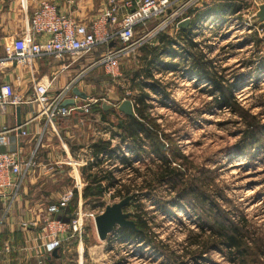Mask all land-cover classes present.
Returning <instances> with one entry per match:
<instances>
[{
    "label": "rangeland",
    "instance_id": "obj_1",
    "mask_svg": "<svg viewBox=\"0 0 264 264\" xmlns=\"http://www.w3.org/2000/svg\"><path fill=\"white\" fill-rule=\"evenodd\" d=\"M215 1L208 0L209 5H214ZM222 1L249 3L244 11V20L260 27L245 28L253 31L264 27V22L259 16L264 4L255 5L254 0ZM100 2L103 1H95V4L98 5ZM97 16L98 14L94 18ZM242 28L244 29V27H237L229 33L223 31V28L218 30L216 37L212 35L211 39L206 41L207 45L209 42L212 45L205 49L207 53L201 52L199 55L204 62L212 63L213 73L223 76L226 83L232 85L237 99L252 114L259 116L261 125H264V31L257 34L260 40L257 46L253 38L255 32L250 33L249 30H245L242 33ZM143 31L145 30L140 32ZM169 31L173 34V29ZM203 34L209 36L208 32ZM261 42H263L262 46ZM156 44L157 41H154L148 45ZM140 49L120 61L121 75L119 77L114 78L108 75L105 68H99L87 74V78L102 84V90L97 92V96L103 103H115L118 109L120 102L125 99L131 100V96H134L126 72L141 67ZM103 51L104 49H99L83 58L84 66L93 63ZM208 57H212L213 60H206ZM193 63L190 62L189 67ZM184 69L187 70V67ZM182 73H185V77L187 76V72L182 69L176 72L158 69L153 71L155 79L160 81L163 89L165 88L167 98L162 93L146 88L152 100L151 105L154 107L151 115L157 118V123L161 125L160 129L172 139L165 141L166 152L172 156L169 151L174 149L177 154L182 153L187 156L189 163L181 168L188 179L205 182L200 189L207 194L208 204L218 203L221 208L218 214L236 223H239L242 217H246L248 227L251 229L250 237L259 238L260 242L264 243V149L260 147L261 145L251 146L250 143V146L246 143L241 146L243 137L241 135L245 129L243 119L229 108L219 107L216 104L214 99L218 91H214L208 80L188 79L182 76ZM135 93L137 95L139 91ZM69 119H64V121L67 120L65 123ZM71 119L69 121H72ZM89 120H91L90 117ZM109 120L113 125L118 122L114 114L109 116ZM64 121L63 124L68 125ZM114 130L117 133L122 132L116 126ZM73 133L77 135L74 138L76 140L73 139L70 143L56 133L54 136L49 135V140L44 139L31 173V176L33 173L37 175L38 179L31 183V176H29L26 180L23 189L27 188V194L22 202L23 207L18 209L19 216L31 211L30 217L27 218L38 217L42 224L48 217L46 213L48 207L57 203L67 190L73 188L74 178H76L71 171L73 168L62 165L65 160L62 157L64 156L63 142H67L69 148L77 146V137L80 134L75 131ZM263 134L262 144H264ZM34 143L32 146L36 145ZM118 144L122 143L119 141ZM49 147L54 149L53 158L50 159L42 156L44 151L50 149ZM122 147L123 151L128 150V143ZM241 149L247 153L242 154ZM78 154L83 156L82 153ZM145 158L146 160L142 163H135L136 167H141L143 173L149 163H152L149 156ZM92 163L88 162V165ZM179 163L176 162L174 165ZM104 165L95 168L93 172H99L101 168L106 167ZM60 170L65 174H61ZM46 172L53 176L42 174ZM130 177H133V173L127 172L122 178L127 181ZM132 188L134 189H131L132 194L129 196L131 202L125 212L131 213L132 216L136 213V209H133L131 204L133 205L134 198H137L135 195L139 193L140 201L148 213L151 238L123 239L120 237V228L117 227L107 240L101 241L97 229L89 223L83 243L68 242L63 249L65 250L63 258L55 261L54 264H179L182 261L187 264H231L224 253L216 249L210 250L203 259L197 261L185 251L192 245V237L201 233L199 218L201 217L202 221L206 218L202 214V209L194 204V200H181L178 207L176 198H173L174 193L166 183L157 187L151 194H148V190L145 189L141 195L135 187ZM120 201L122 200L113 201V204ZM131 220L134 221V218L131 217ZM4 221L1 218L0 227ZM38 229L35 227L33 232L39 231ZM261 248L263 249V246Z\"/></svg>",
    "mask_w": 264,
    "mask_h": 264
},
{
    "label": "built area",
    "instance_id": "obj_2",
    "mask_svg": "<svg viewBox=\"0 0 264 264\" xmlns=\"http://www.w3.org/2000/svg\"><path fill=\"white\" fill-rule=\"evenodd\" d=\"M76 1L40 0L30 19V32L12 39L4 45V56L0 57V64L12 63L33 69L34 63L39 60L54 59L61 61L69 68L76 61L82 60L99 49H104V51L98 59L82 69L66 87L55 91V94L52 92L55 82L53 79L48 82L34 79L32 102L35 104L36 110L32 118L21 126L2 129L0 131V146H9V135L13 132H20L22 137H27L29 135L27 127L34 121L42 119L49 125H55L56 122L68 119L78 111L85 112L86 115L89 114L94 101L90 100L86 105L77 103L74 106L64 105L67 94L77 88L87 74L96 69L105 68L108 75L114 78L119 77L121 75L119 64L125 56L157 41L162 33L171 29L178 31L184 22H189L188 26L193 27L191 37L196 46L195 50L199 53H207L205 49L212 45L210 42L207 45L206 41H209L212 35H214L212 37H216L218 30L222 28L223 31H228L227 33L236 30L237 27H244L241 29L242 33L245 30H249L250 33L255 32L254 34H261L264 31V27L256 28L253 31L245 28L260 27L244 20V11L249 4L245 2H241L242 7L236 8V10H225L221 16L205 14L196 20V16L200 15L199 11L210 6V1L104 0L105 5L98 13L97 18L90 22H82L73 16L72 8ZM253 3L260 6V4H264V0H254ZM63 5L68 7L67 12L62 11ZM121 14H123L122 19H120ZM212 16L215 19H212ZM141 30L145 31L140 32ZM205 32H208L209 36H204ZM177 33L174 35L176 36ZM259 43L256 45L258 46ZM262 44L263 42H261V46ZM174 49L178 48L174 46ZM179 51L188 56L186 62L190 63L191 55L186 54L184 48ZM169 60L177 62L179 58H170ZM206 60L212 61L213 58L208 57ZM185 78L199 80V78L193 79L188 75ZM15 97L17 96L14 86L10 83H3L0 86V109L6 110L9 106L16 105ZM24 127H26L25 130ZM40 147V141H38L27 152L25 146L20 143L15 151L0 153V201H9L6 215L19 200L24 184L31 176ZM125 154L129 158L133 157L130 150H125ZM82 155L71 161L73 166L79 170L84 164L96 161L92 153L82 152ZM102 158L106 160L105 169L114 170L116 168L117 164L110 165L107 154ZM82 179V176L74 178L73 188L67 190L57 203L48 207V212H46L48 217L42 224L38 217L20 222V228L23 231H33L35 227L39 228V231H36L34 238H26L25 246H15V240L11 239L9 243L5 244L4 253L9 254L18 249L20 252L27 253L28 258L33 255L42 263V259L52 255L54 251H58L72 240L83 243L88 224L95 227L96 218L105 211L107 206L112 205L113 201L119 199H112L115 189H111L99 202L85 200L83 196L84 180ZM75 197L78 198L76 209L68 214L69 220L62 219L61 217L68 213V208L72 205Z\"/></svg>",
    "mask_w": 264,
    "mask_h": 264
},
{
    "label": "trees",
    "instance_id": "obj_3",
    "mask_svg": "<svg viewBox=\"0 0 264 264\" xmlns=\"http://www.w3.org/2000/svg\"><path fill=\"white\" fill-rule=\"evenodd\" d=\"M215 2L218 10H224L228 6L222 0H216ZM191 31L192 29L190 27L181 28L177 36L167 31L159 35L156 45H145L140 49L139 59L142 64L141 67L126 72V76L131 85L130 89L134 92V96L130 98L135 110L133 117L126 116L114 108L104 110L100 106L101 103L93 106L92 110L94 115H96L94 116L95 119L100 115V119L103 122L112 125L113 123L109 120V116L111 114L116 116L118 119L116 127L122 132H115L114 135L118 138V142L120 141L122 144L113 146L111 140L100 139L89 146L96 161L92 164L84 165L81 168L82 176L86 182V186L83 189V196L85 200L99 202L111 189H115L112 199L123 200L132 194V190L134 189L132 187H135L140 193L146 189L149 192L148 194H151L157 187L166 183L172 189L174 193L173 198H176L175 202L178 207L180 206L179 202L181 200H194V204L200 207L202 214L206 216L203 221L201 217L199 218L201 220L199 223L201 233L193 236L191 239L192 245L185 249L196 261L203 259L204 255L210 250L216 249L223 252L231 264H264V243L262 241L260 242L259 238L250 237L251 229L248 227L246 217H242L240 222L236 223L228 217H222V214H218L219 209H221L218 203L212 202L208 204L207 194L204 190L200 189V186L203 187L205 182H198V179L187 178L181 168L189 163L187 156L182 153L177 154L174 149L172 151L169 149V153L171 152L172 156L167 154L165 141L167 142L172 139L160 129L161 125L157 123V118L151 115V110L154 107L151 105L152 100L149 93L146 92V88L162 93L167 98L165 88L163 89L160 81L155 79L153 71L158 69L159 71L176 72L178 70V63L164 61V58L169 54L172 59L174 58L172 55L176 51L173 47L177 45L178 41L186 43L188 47L193 49L194 44ZM253 38H255V44L260 42L257 34H254ZM199 54L197 52L192 54L191 63H194L190 68H187V71H196V74L201 77L200 80L207 79L210 86H213L214 91H218V98L215 97L214 99L216 104L219 107L229 108L243 119L245 129L241 135L243 136L241 146L244 143L250 146V143L251 146L261 145L260 147L264 149V144H262L264 125H261L260 117L252 114L249 109H246L242 105L234 94L232 85H228L223 76L213 73L211 69L212 63L204 62ZM136 91H139L137 95L135 93ZM127 143L128 150L135 157L129 158L126 156L125 151H123L122 146ZM76 148L78 147L73 146V150ZM240 152L242 154L247 153L243 149ZM106 154L108 155L107 160L110 161V165L117 164L116 168L109 170L103 167L99 172H93L95 168L103 166L106 163V160L102 158ZM146 156H149L152 163H149L143 173L141 167H136L135 163H142V161L146 160ZM176 162L180 163L175 166L174 164ZM127 172L133 173V177L125 181L122 177ZM138 194L135 195L137 198H134L133 205L131 204L132 208L136 209V213H133L132 217L136 223L137 231L120 228V237L123 239L142 240L152 235L148 225V213L145 211ZM77 197H75L72 205L68 208V213L61 217L62 219H70V216L67 214L74 212L76 209ZM70 243H77V241L72 240ZM261 246H263V249ZM191 248H194V250H191ZM63 249L64 247L57 251L56 257L51 256L54 262L63 258V254L65 253ZM179 264L187 263L182 261Z\"/></svg>",
    "mask_w": 264,
    "mask_h": 264
},
{
    "label": "crops",
    "instance_id": "obj_4",
    "mask_svg": "<svg viewBox=\"0 0 264 264\" xmlns=\"http://www.w3.org/2000/svg\"><path fill=\"white\" fill-rule=\"evenodd\" d=\"M40 0H0V57L4 56V45L9 42L10 40L21 37L24 35H27L30 32V19L33 16L34 9L39 5ZM54 1V0H52ZM95 1L99 0H77L75 5L73 6V16L77 17L82 22H90L92 19H94L95 15H97L104 7L105 1L100 0L103 2H100L95 4ZM227 7H225L224 10H218L214 5H210L208 8L204 7L199 12L200 15L196 16V20L200 18L201 15L205 14H218L222 15V13L226 10H236V8L242 7L240 2L235 3L234 1H226L224 2ZM238 4V5H237ZM68 7L62 6V11L67 12ZM98 9V12L96 10ZM122 15L120 19H122ZM182 28V27H181ZM186 28H189L187 25ZM191 29L193 27H190ZM179 31V30H178ZM177 30L173 29V34L178 32ZM175 36V35H174ZM177 36V35H176ZM194 44V43H193ZM175 49V54L172 56L176 59L179 58V61L173 62L178 63L179 68L178 70L182 69L183 71H186V75L189 77H193V79L200 80V76L196 74V71L194 72H188L184 67L190 68V63L186 62V59L188 56L185 54L180 53L179 49L184 48L185 53L188 54L192 59V52L193 54L195 52L199 53L196 49V46L194 44V48L188 47L186 43L182 41H178ZM174 48V47H173ZM171 58L170 54L164 58V60H169ZM173 58V59H174ZM84 59L76 61L74 65L67 68L66 65H63L61 61H55L54 59H42L37 62H35L33 65V69H30L28 67H23V65H16L12 63H2L0 64V86L3 83H10L14 86L15 89V101L16 105L9 106L6 110L0 109V131L5 128H15L18 126V108L21 110V121L22 124H25L27 121H29L34 111L36 110L35 104H33V96H34V79L43 80L44 82L51 81L52 79L55 81L54 86L52 89L53 94H55V91L62 89L66 87V85L71 82V80L79 74V72L86 68L87 66L83 64ZM76 68H78L76 70ZM170 72V71H169ZM182 75H185L182 74ZM207 80V79H204ZM80 85L77 87L80 91L84 92L89 96L88 99H83L73 93V90H71L67 94L66 101H74V105L76 103L79 105H86V103L94 101L95 103L92 104L90 107V113L86 115L85 112L78 111L74 113L70 119L72 121L66 122L68 125L63 124V120H60L56 122L55 125H49L45 120H37L28 125V132L29 135L27 137H22L20 135V132H13L9 135V146L2 147L0 146V153L7 152V151H15L19 144L25 146L26 151H30V149L33 147L32 144H36L38 141H40V146L44 142V139L47 138L49 140L50 136L56 133L57 135H61L67 142L73 141L76 134L73 132L79 133V137H77V147L75 150L73 148H69L70 146L67 145V142H63L64 147V164L62 165H68L72 166L73 169H71L72 174L78 178V176H82L81 169L75 168L73 166L72 160L77 158L79 155L78 153L87 152V154H91L92 150L90 149V145L97 142L100 139L104 140H111L113 146L118 144V138L115 137L114 133L116 132L114 130V126L116 125H110L106 122H103L100 119V115L97 116L95 119L94 113H93V106L98 105L102 100L98 98L97 92L102 90V84L96 83L99 81H94L91 78H87V76L81 81ZM99 85V87H97ZM101 87V89H100ZM100 89V90H99ZM107 104H110L114 106L113 108L115 110L117 109V104L111 103V102H105ZM121 103V102H120ZM119 103V104H120ZM103 101L101 102L100 106L103 107ZM69 105V106H74ZM119 106V105H118ZM112 108V109H113ZM111 110V109H109ZM89 117L91 120H89ZM67 121V120H65ZM64 121V123H65ZM65 123V124H66ZM26 127H24V130ZM73 136V138H72ZM76 140V139H74ZM50 146V145H48ZM75 146V145H74ZM49 150L44 151V155L42 153V156H45L47 158H53V147H49ZM85 150V151H84ZM56 159V157H54ZM62 163V162H61ZM85 165V164H84ZM83 167V166H82ZM61 171V170H60ZM59 172V171H58ZM64 171H61V174ZM42 174H48L50 177L53 176L51 173H42ZM30 182L34 183L37 181V175L33 173V175L30 177ZM83 178V176H82ZM84 180V178L82 179ZM84 182V187L86 186V182ZM83 187V189H84ZM27 194V188H24L21 192V196L19 200L15 203V205L10 209L8 214L6 215L7 208L9 201H0V221L1 218L4 219V223L2 227H0V264H54V261L52 260L53 257L46 256L44 259H42V263L35 258L33 255L32 257H27V253L20 252L18 249L16 251H13L9 254L4 253V247L6 243H9L11 239L15 240V246H25L26 245V238L28 239L30 236L34 238L35 233L33 231H23L20 228V223L22 221H26V219H29L27 217H30V212H25L22 216H19L20 213L18 210L19 208L23 207L22 203L24 201V197ZM26 205V203H25ZM28 208V206H26ZM30 210V209H29ZM68 215V214H67ZM34 229V228H33ZM35 230V229H34ZM26 232V233H25ZM31 233L33 235H31ZM3 237V238H2ZM53 261V262H52Z\"/></svg>",
    "mask_w": 264,
    "mask_h": 264
},
{
    "label": "water",
    "instance_id": "obj_5",
    "mask_svg": "<svg viewBox=\"0 0 264 264\" xmlns=\"http://www.w3.org/2000/svg\"><path fill=\"white\" fill-rule=\"evenodd\" d=\"M261 21L264 22V6L262 7V13L259 14ZM189 22H184L180 25L182 28H186ZM73 93L83 99H88L89 96L84 92L80 91L78 88L73 89ZM74 101H67L64 103L65 106L74 105ZM114 106L104 103V110L112 109ZM21 109L18 108V126L22 125L21 121ZM118 110L124 113L126 116L133 117L135 114L134 106L131 100H123L119 106ZM131 197L125 198L122 201L109 205L106 207L105 211L99 215L95 220V227L98 237L101 241L107 240L108 236L115 231L117 227L122 229H131L137 231L135 221L131 220L132 214L125 212V209L130 205ZM52 256H57V251L52 253Z\"/></svg>",
    "mask_w": 264,
    "mask_h": 264
},
{
    "label": "bare ground",
    "instance_id": "obj_6",
    "mask_svg": "<svg viewBox=\"0 0 264 264\" xmlns=\"http://www.w3.org/2000/svg\"><path fill=\"white\" fill-rule=\"evenodd\" d=\"M216 16H221V15H218V14H215ZM222 15H223V13H222ZM212 19H215V17L214 16H212L211 17Z\"/></svg>",
    "mask_w": 264,
    "mask_h": 264
}]
</instances>
